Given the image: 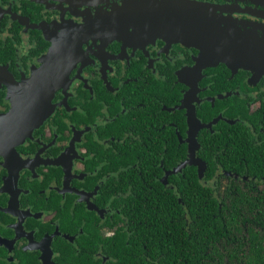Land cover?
I'll use <instances>...</instances> for the list:
<instances>
[{"label":"flooded vegetation","instance_id":"1","mask_svg":"<svg viewBox=\"0 0 264 264\" xmlns=\"http://www.w3.org/2000/svg\"><path fill=\"white\" fill-rule=\"evenodd\" d=\"M190 2L264 26V0H0V264L264 250V75L204 60Z\"/></svg>","mask_w":264,"mask_h":264},{"label":"water","instance_id":"2","mask_svg":"<svg viewBox=\"0 0 264 264\" xmlns=\"http://www.w3.org/2000/svg\"><path fill=\"white\" fill-rule=\"evenodd\" d=\"M189 4L194 6L196 14L194 34L192 37L190 35L191 44L202 51L204 60L210 63H227L236 69L243 68L264 75L263 25H255L253 29L248 27L247 30H243L239 25H234V22L225 18L204 21L197 15H202L208 6L197 2ZM221 23L224 25L222 26ZM260 27L263 30L261 33L257 31ZM18 112L16 111L17 114ZM46 115L47 112L39 114L35 117V121H42Z\"/></svg>","mask_w":264,"mask_h":264},{"label":"trees","instance_id":"3","mask_svg":"<svg viewBox=\"0 0 264 264\" xmlns=\"http://www.w3.org/2000/svg\"><path fill=\"white\" fill-rule=\"evenodd\" d=\"M212 216V214H211ZM248 218H243L242 220H249ZM227 221H234L237 222L240 218L237 217L236 213L227 214L226 217ZM206 221V219H202L200 222V228L202 229L203 225L202 222ZM236 230L240 231L242 228L238 225H235ZM211 230H222V227L214 228L213 226L210 228ZM232 242H229L228 245H223L222 249L218 247L220 253L219 260L211 259L206 261L207 264H264V253L262 250V243H255L252 242L251 239L247 238L243 235V231L240 234L239 241L236 242V245H232ZM257 244V245H256ZM225 257L227 259H225Z\"/></svg>","mask_w":264,"mask_h":264}]
</instances>
